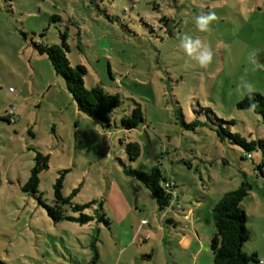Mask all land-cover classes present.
Instances as JSON below:
<instances>
[{"label":"rangeland","instance_id":"rangeland-1","mask_svg":"<svg viewBox=\"0 0 264 264\" xmlns=\"http://www.w3.org/2000/svg\"><path fill=\"white\" fill-rule=\"evenodd\" d=\"M209 10L218 19L211 31L199 32L195 17ZM61 34L71 64L87 68V88L121 93L110 127L78 110L48 55L34 47L61 44ZM185 34L212 45L209 68L188 61L179 47ZM253 49L264 63V0H0V259L134 264V257L152 250L159 256L173 241L183 261L187 243L168 234L183 230L199 234L214 264L212 206L243 181L251 185L242 202L251 231L243 251L264 259V155L256 149L245 157L218 132L222 126L249 140L264 137L262 114L237 106L242 77L264 95V71H251L247 60ZM138 104L145 120L127 129L121 117ZM134 141L140 155L130 160L126 146ZM36 150L49 155L40 174L43 201L54 203V183L67 169L62 193L78 188L73 204L94 200L84 210L92 220H54L23 190ZM155 165L174 185L164 210L143 182L124 172ZM101 210L109 225L99 219ZM65 214L79 215L70 205ZM259 261L249 264H264Z\"/></svg>","mask_w":264,"mask_h":264},{"label":"trees","instance_id":"trees-1","mask_svg":"<svg viewBox=\"0 0 264 264\" xmlns=\"http://www.w3.org/2000/svg\"><path fill=\"white\" fill-rule=\"evenodd\" d=\"M91 1L93 2V0ZM52 18H55V16L52 15ZM60 37L62 38L61 44L34 42V47L40 53H46L48 55L55 72L64 79L65 85L72 95L78 110L84 114L100 119L103 127H110L111 111L123 102L121 93L118 91H107L101 85L87 88L84 83V75L87 72L86 66L83 64H71L66 53L68 46L65 41V36L61 34ZM254 102L258 105L255 110L260 112L264 118V95L256 92ZM249 104L250 101L245 96L237 102V106L244 109H249ZM144 120V113L140 104L134 107L130 114L121 117V123L127 129L137 127ZM197 123L195 121L190 125L195 126ZM218 132L221 136H227L231 142L242 147L245 151V157H252L250 152L256 149H259L264 155V137L249 140L240 133L232 132L222 126ZM126 149L130 160H135L140 155V144L138 142H129ZM48 165L49 155L36 150L34 165L28 180L22 186L23 190L36 195L39 202L46 207L49 216L54 220L66 218L81 223L92 220L94 217L86 214L84 210L86 207L92 205L95 202L94 200L83 204H73L72 197L77 193L78 188H75L69 195H63L62 193L63 181L65 173L68 171L67 169L61 171L54 183V203L48 205L43 201L39 192L40 174L48 168ZM124 172L137 178L146 185L154 195L159 210H164L171 206L174 197V185L164 175L158 165L153 166L149 171L125 166ZM250 187V183L243 181L237 188L225 192L212 206L215 232L211 236L210 248L213 254L214 264H249L250 261H259L256 252L248 254L243 251L244 242L251 236V231L247 227V214L242 204L243 199L249 194ZM66 205H70L71 209L74 212H78L79 215L65 214ZM98 215L100 220L109 225V220L103 210ZM0 264L6 263L0 259Z\"/></svg>","mask_w":264,"mask_h":264},{"label":"clouds","instance_id":"clouds-1","mask_svg":"<svg viewBox=\"0 0 264 264\" xmlns=\"http://www.w3.org/2000/svg\"><path fill=\"white\" fill-rule=\"evenodd\" d=\"M217 19L218 17L214 10L206 12L201 11L195 17L196 28L202 33L209 32L211 31V25ZM179 47L183 50V53L187 57L188 61L195 62L201 69H207L213 63L214 51L212 45L199 37L194 38L191 35L185 34L180 40ZM257 57V49L251 50L248 54L247 60L251 66V71H264V63H260ZM237 92L249 99V110L257 108L258 105L254 102L256 89L252 82L244 80L242 77L240 84L237 87Z\"/></svg>","mask_w":264,"mask_h":264},{"label":"crops","instance_id":"crops-1","mask_svg":"<svg viewBox=\"0 0 264 264\" xmlns=\"http://www.w3.org/2000/svg\"><path fill=\"white\" fill-rule=\"evenodd\" d=\"M144 221V219H142ZM169 237L174 238V242L184 244L187 243V246L182 247L185 252L181 253L183 257V261H179L177 258V254L173 249V241H170V247L163 246L159 256H156V251L152 250L149 254H141L142 256L139 258L138 256L134 257L137 259V262H133L134 264H151L150 261L155 260V264H212L207 260V251L206 247L203 246L201 240L199 238V234L196 238H194L193 234L190 231H179L173 232L168 231ZM200 240V241H199ZM132 241V240H131ZM130 241V243H132ZM164 236L162 237V243L165 242ZM132 261L131 256L128 257V262Z\"/></svg>","mask_w":264,"mask_h":264},{"label":"built area","instance_id":"built-area-1","mask_svg":"<svg viewBox=\"0 0 264 264\" xmlns=\"http://www.w3.org/2000/svg\"><path fill=\"white\" fill-rule=\"evenodd\" d=\"M8 114H9V118L11 121H16L18 119V116L15 113V110L11 109ZM260 262L263 263L264 259H261Z\"/></svg>","mask_w":264,"mask_h":264}]
</instances>
